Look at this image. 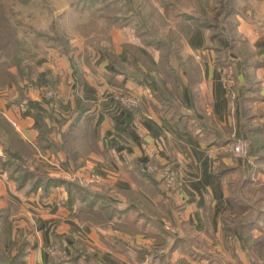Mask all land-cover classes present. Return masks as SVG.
<instances>
[{
	"label": "crops",
	"instance_id": "0c3cea01",
	"mask_svg": "<svg viewBox=\"0 0 264 264\" xmlns=\"http://www.w3.org/2000/svg\"><path fill=\"white\" fill-rule=\"evenodd\" d=\"M125 41L120 39L113 44L121 63L127 64L129 53L122 46ZM139 49L151 64H157L152 48L139 45ZM49 51L45 58L35 62L37 75L29 83L10 84L6 90H0V112L16 123L23 141L36 148V156L50 176L86 180L85 184H91V189L101 193L102 198L95 200V209L103 201L115 204L112 209L103 208L111 209V218L105 226L83 224L66 207L54 203V195L66 196L65 187H52L48 195L40 187L30 194L41 199L44 213L49 211L45 208H52L46 217L60 218L68 226L67 231L62 227L55 234L71 235L86 242L88 253L103 264H166L159 257L161 251L169 252L172 262L191 260L188 251L180 254L178 241L185 243L184 236H190L187 231L201 236L219 235L223 214L234 207L228 177L216 176L215 169L218 158L231 149L230 141L237 133L249 140L250 157L223 158L224 162L229 164L232 160V164H241L245 172L253 174V179L264 177L256 171L258 168L264 171V0H260L259 10L237 19L236 27L222 35L200 28L191 32L182 53L195 56L201 68V80L193 89L182 81L180 97L173 99L174 107L170 109L162 110L147 86L124 78L126 71L115 69L100 52L89 50L91 57L87 62L83 52L70 58L54 48ZM74 74L80 80L77 91ZM52 82L58 100L55 116L64 122L62 130L71 121L75 93L82 100L92 102L88 113L93 117L92 138L98 149L71 160L69 174L65 171V151L42 149L37 143L39 131L54 126L52 120L41 111L12 102L19 90L39 100L40 90L49 88ZM120 91L136 95L140 107H124L119 101ZM52 137L59 143L57 130ZM140 163L145 164L146 171L153 170L157 164L178 166L176 185H166L162 170L156 174L162 186L169 190L164 203L177 221L174 229L167 228L173 218L158 220V216L167 215L158 206L163 197L152 198L134 179L133 176L141 177L140 167L136 169ZM37 244L42 250V238ZM152 248L159 252L152 253Z\"/></svg>",
	"mask_w": 264,
	"mask_h": 264
},
{
	"label": "rangeland",
	"instance_id": "374dc122",
	"mask_svg": "<svg viewBox=\"0 0 264 264\" xmlns=\"http://www.w3.org/2000/svg\"><path fill=\"white\" fill-rule=\"evenodd\" d=\"M128 1L0 0V17L8 18L9 26L16 32L17 59L18 63L23 65L40 61L53 48L58 51H69V55L63 53L66 56H70L71 53L75 55L78 52H83L88 62L91 57L89 50L92 48L87 47L85 38L79 32V26L88 22L95 15H106V10H108V14L120 16L119 24L125 25V27H118L115 23L112 26L107 25V28L110 29L109 35L112 42L114 41L116 45L121 39L152 48V51L154 50L157 55L158 63L160 55L162 56L161 49L157 47L159 44L146 41V39L155 41L152 36L145 37L146 39L137 37L139 27L137 25L143 22L141 18L148 20V23L141 28L142 30L149 28L147 32L152 34L153 28L157 36L165 39L168 37L170 28L180 32V28L189 29L194 24L203 27L202 24L216 23L217 29L221 33H225V31L233 30L236 27L237 19L247 18L250 13H255V9H260V0ZM181 15L184 17L180 19ZM145 19L143 20L145 21ZM106 20L103 17L100 23L106 24ZM179 20L184 23L188 22V25L178 26ZM113 31L115 33H112ZM182 39L183 43L187 40L185 34ZM176 54L171 58L173 62L176 61ZM183 55L187 56L185 53H182ZM3 59L8 58L4 56ZM177 66L178 64L174 63L175 70H177ZM25 67L26 65L23 68ZM143 68L148 69V67ZM123 69L127 70L126 75H133V70L129 66H125ZM10 84L14 83H9L4 88L0 87V90H6ZM168 87H171L170 84ZM119 94V101L124 107L131 109L140 107V101L136 95L125 91H120ZM132 97L138 103L136 107H129L123 102V100L133 99ZM177 107L179 106L177 105ZM230 148L229 151L236 154L234 145L231 144ZM1 156L6 155L0 148ZM37 159L40 160L39 157ZM260 161L258 159V163ZM229 164L232 165V160ZM13 168L12 166L6 171L0 167V264H53L50 262V257L67 260L72 250L51 239L50 235L55 234L54 231H60L62 227L64 231H67L68 226L65 223L62 224L63 220L60 218L46 217L50 215L52 208H45L49 211L44 213L46 211L41 209V199L26 194L29 193L27 191L32 185L31 181L28 182L26 179L24 183L27 186L18 189V184H21L22 179L18 173L19 179H16ZM231 168L234 170V174L230 178L228 177L230 181L228 189L235 205L230 211L223 214L219 235L201 236L187 231L190 236L188 234L184 236L187 238L185 243L176 241L175 244L177 243L180 254H185L188 251L187 254L192 259H179L178 262H172L169 258V264H264V177L253 179L252 173L245 172L236 166H231ZM65 171L68 174L71 172L68 168ZM256 171L264 174L261 168ZM173 172L176 174L175 171ZM60 178L69 180L65 177ZM176 180L177 184L179 182L177 174ZM63 196L54 195L55 205L56 202H59L65 207L67 194L66 196L63 194ZM11 200L15 202L16 206L10 202ZM29 206H33L35 210ZM158 220L166 221L162 216H158ZM167 228L171 229L169 225ZM40 238L44 245L42 250L37 244L40 243ZM78 246L81 251L84 249L85 252H89V245L86 242L83 241V244H78ZM158 250L157 252H159ZM152 251H154L153 248ZM161 252L163 254L166 251Z\"/></svg>",
	"mask_w": 264,
	"mask_h": 264
},
{
	"label": "trees",
	"instance_id": "16d2710c",
	"mask_svg": "<svg viewBox=\"0 0 264 264\" xmlns=\"http://www.w3.org/2000/svg\"><path fill=\"white\" fill-rule=\"evenodd\" d=\"M107 11L108 10H106V15H95L88 22L79 26V32L85 38L87 47L92 48L93 51L102 53L108 61L112 62L115 69H123L125 66H129L130 69L133 70V75H126L124 78H132L137 83L147 86L152 91L153 97L161 104L162 110L174 107L173 99L177 96L180 97L179 84L182 81H185L188 87L193 89L201 80V68L196 61L195 56H182L184 48L182 39L183 34H185V37L188 38L191 32L198 27L200 29H206L213 33L222 35L220 30L217 29L216 23H212L210 25L202 24L204 25L203 27H199L194 24L189 29L180 28V32L171 30L170 28L169 34L167 35L168 37L161 39L156 33H154L153 28L152 34L147 32L149 28L145 30L141 29L148 23V20L141 18L143 22L142 24L140 22V24L137 25L139 26L137 37L145 38L152 36V39L155 41L145 39L146 41H149V43L152 42V44H159V46H156L161 49L160 53L162 52V56L160 55V59L156 65L151 64L139 49L140 44L126 41L122 43V46L129 53V60L127 64H124L123 62L121 63V60L116 54L112 38L109 35L110 29L107 28V25L112 26L114 25L113 23L118 25V27H125V25L122 23L119 24V20L121 18L120 16L112 13L108 14ZM103 17L107 19L106 24L100 23L101 18ZM183 17L184 15H181L180 19ZM143 19H145V21ZM177 24L178 26H187L188 22L184 23L179 20ZM147 27H149V25H147ZM16 45H18V43L15 30L13 31L9 26L8 18L6 19V17H0V87L4 88L9 83H14L16 86H18L19 83H24L26 85L37 75L35 62L24 64L26 65L25 68H23V64L20 62L18 63ZM61 53L66 55L70 54L69 51L64 50H62ZM175 53H177L175 55L176 61L173 62L171 58ZM4 56L8 59H3ZM73 56L74 53H71L70 58ZM174 63L178 64L177 70L173 67ZM143 67H148V69H146L147 71ZM123 70L127 71L126 69ZM76 75L77 74H74V81H76L75 84L77 91L79 89L80 80H78L79 78L76 79ZM112 78H115V80L117 79L116 76H112ZM52 83L53 84L49 88L46 87L40 90L39 100H33L31 97L26 96L25 92L18 89L19 91L12 102L18 106L22 104L24 98H29L28 103L25 104L24 107H29L34 111H41L46 115V117L52 120L54 123L53 127H46L39 131L37 142L38 146L42 149L49 148L55 152H57V149L65 151L67 154V160L64 162V165L66 168H69L71 166V160L76 161L75 158L79 155L84 154V156H86L90 151H97L98 149L97 142H95L92 138L91 121L93 117L88 113L92 107V102L82 100L78 94L75 93V108L71 115V121L67 125V128L62 130L64 122L60 121L55 116L58 100L57 93L53 88L54 82ZM119 84L121 85L122 82ZM168 84H170L171 87H168ZM50 90H52L53 93L50 97H48L47 92ZM55 130H57L60 135V140L57 144L52 137ZM76 140L78 141L76 142ZM238 140L247 141V139L241 137V135L237 133L234 139H231L230 143H235ZM80 141H83V145H81ZM0 148L6 155L4 156L5 158L3 156L0 157V167L7 171L8 168L13 166L16 179H19L17 177V173L22 179L21 184H18V189H23L27 186V184L24 183L26 179L28 182L31 181L32 183V185L28 188L27 192L29 193L27 194L35 192L38 188L42 187L46 195H48L52 187L63 186L67 190L65 207L70 211L71 215L78 218L81 222H83V224L93 223L105 226L108 223L111 218V209L115 206V204L103 201L98 209H95V200L101 197V193L91 189V184L50 176L47 173L48 171L46 168L37 159L36 148L23 141L13 123L1 112ZM223 155L224 156H220L218 158V164L215 169L216 176H227L230 178L234 174V170H232L231 166L243 169L241 164L229 165L223 160V158L236 160V158H238L236 154L226 150ZM144 165L145 164L143 163L136 164V169L137 167H140L138 172L141 177H133L144 191L152 195V198H157L158 196L163 197L162 200L158 202V206H162L167 215L164 216L162 214L161 216L164 218H173V222H171L172 225L169 224V226L174 229L173 226L176 225L177 221L172 216L171 208L166 207L164 203L169 190H166L162 186V182L156 178V174L158 170L165 172L167 169H170L171 171H175L178 176V166L176 163H167L159 166L157 164L153 170L146 171L143 170ZM229 183L230 181L228 180V186ZM89 195L92 196L91 199ZM104 199L106 200V196ZM143 199L142 201L146 202L145 198ZM10 202L16 206L14 201L11 200ZM232 202H234L233 199ZM106 206L111 209L104 211L103 208H106ZM158 213L160 214V210H158ZM52 237L55 241L61 243L63 247L67 246V248L72 250L67 260H64L63 258L50 257V262L53 264H103L97 257L85 252L84 249L82 251L79 249L80 247L78 244H83V241L80 239L67 234H53ZM153 249L154 251H152V253H157V249ZM143 250L147 249L144 248ZM159 257L163 262L165 261L166 264H169V252L160 254Z\"/></svg>",
	"mask_w": 264,
	"mask_h": 264
},
{
	"label": "built area",
	"instance_id": "2783aa9c",
	"mask_svg": "<svg viewBox=\"0 0 264 264\" xmlns=\"http://www.w3.org/2000/svg\"><path fill=\"white\" fill-rule=\"evenodd\" d=\"M52 93H53L52 90L48 91L47 96L50 97L52 95ZM28 101H29V98H24L21 106H24L25 104H27ZM123 102L125 105H128L130 107L131 106L136 107L138 105L137 101L134 98L130 99V100H123ZM13 125L16 126V123L13 122ZM233 145H234V152L236 153V156L238 158H241L244 160L249 159L250 153H251V146H250V143L248 141L238 140ZM164 179H165L166 185H168V186L175 185L176 181H177L176 180V174L173 171H171L170 169H167L164 172ZM92 181H93V179H92ZM83 183H87L86 180H83Z\"/></svg>",
	"mask_w": 264,
	"mask_h": 264
}]
</instances>
